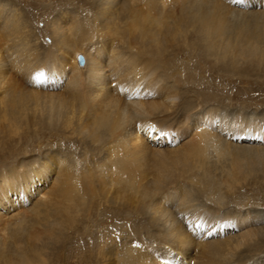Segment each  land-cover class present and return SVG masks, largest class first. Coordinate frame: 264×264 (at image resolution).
<instances>
[{"label":"bare ground","instance_id":"1","mask_svg":"<svg viewBox=\"0 0 264 264\" xmlns=\"http://www.w3.org/2000/svg\"><path fill=\"white\" fill-rule=\"evenodd\" d=\"M13 2L0 0V144L21 131L53 146L33 159L0 149V207L54 179L30 221L5 226L0 264H264V213L236 209L264 183V110L251 107L264 96L226 109L209 80L264 81V0H51L36 6L53 11L47 43ZM154 128L190 137L152 149L141 134ZM249 220L234 237H194Z\"/></svg>","mask_w":264,"mask_h":264},{"label":"rangeland","instance_id":"2","mask_svg":"<svg viewBox=\"0 0 264 264\" xmlns=\"http://www.w3.org/2000/svg\"><path fill=\"white\" fill-rule=\"evenodd\" d=\"M13 1L17 5L16 9L22 10V9H25V8L27 9V7L29 9H31V11H20V12H23V14L25 16L29 17L28 18L29 19L28 20L29 24H31L35 29L42 31V35H41L42 37H41L40 40H42L43 43H44V40H45V43H47L48 42V29H47V26H48V24L51 23V21H49L48 19H51L50 15L52 14L53 11H38L36 6H37V3L41 4V5H50L51 0H42V1L39 0V2H37L36 0H34V1L33 0H13ZM54 4H55V1H54ZM227 5H229V4H227ZM230 6L233 9L237 8V10H238V8H239V10H243V11H246V10H253L254 11V10H256V8L247 9L244 6H235L234 4H230ZM63 12L64 11H54L53 15L61 14ZM45 33L47 35H45ZM39 34H41V33H39ZM76 65L79 68L80 67L82 68L84 66V57L82 55L77 56ZM200 71H201L202 75L208 77V73L211 70L209 68L205 67V65L203 63H201L200 64ZM215 74L217 76L216 75L211 76V78H209V80H211V81L214 80L213 82H216V81H219L218 79L221 78L223 84H222V87L220 88L221 89L220 93L222 95H226V96L228 95L231 98V101H229L230 103L228 101L225 102V104H227L226 105V109L238 108L240 106L245 105V104H241V101H237V99H235L238 93H239L240 97H245V98H251L254 95L255 96H264V81L262 80V78H259L258 76L256 77L255 74H252L251 76H247V77L245 76L243 78L240 77L237 74V71H233L231 73L224 74L222 71L215 70ZM223 74L224 75L228 74V75L226 77H221V76H223ZM215 79H216V81H215ZM259 84H260V86H259ZM233 96H235V97L233 98ZM258 106H260V107H258ZM251 107L259 109V110H264V101H263V103H262V100L261 101H256V102H254V104L251 105ZM248 109L251 110V112H252V108H248ZM149 131L150 130L142 131L141 135H143L146 138L147 144H149L150 145L149 147H151L152 149H154V148L157 149V146L160 147L158 144H161V143H162V145H161V149L162 150H173V149H176L182 143H184V141L188 140V136H189L188 134H187V137H184V136H186L185 134H184V136H182V135L180 136V134H178V132L175 133L174 130H168V131L166 130L165 133H163L162 135H160L161 132L160 133L157 132L156 128L153 129V133L149 132ZM23 134H24L23 132L19 131V133L17 135H11L13 138L11 137V140L9 142H7L5 144V146L0 144V149L1 148H5V149H3V151H5V152H7L6 149H13L15 152L12 151V153L20 154V155L23 154L22 150L26 149L27 154H24V156H20L19 155L18 159L19 158H21V159H25V158L33 159V158H36V157H38V156H40L42 154H45L46 151L51 149L52 146H53L52 145L49 148L48 147L45 148L46 145L50 144V143L48 142L46 137L39 136L37 132H33V133H31V134H29V135H27L25 137L23 136ZM20 135H22V136H20ZM162 137L165 138V141H163ZM233 143H236V141L233 140ZM244 143L248 144V145L252 144V142H250V141H247V142H244ZM38 144H40V145L43 144L42 145V149H41L40 152L38 151ZM256 144L257 145L260 144V145L264 146V142L263 143L260 142V143H256ZM31 157H33V158H31ZM12 165L13 164H9V165H7V167L12 166ZM51 177L52 176H49L45 183L40 181V183L37 182L38 184H34V188L32 189L31 194L28 193L24 197L20 193L17 194V195H12L11 194L13 198L12 199L10 198L9 203L7 202V204H6V200H3V203H5L6 207H0V220H1L0 223L2 225H4L3 228H2V226L0 224V229H1L0 230V235L7 236L6 233L4 234V229L7 227V225L8 226L11 225L13 227L15 225L14 222L16 221V219H18L20 214H23L22 215L23 217L26 216L27 217L26 219H28V220L30 218H32V215L27 210H29L32 206H34L37 201L41 200V198H42L41 195L42 194H40V193H42L43 191H47V189H51V187H52L51 185L53 184L52 182H53L54 176L52 178ZM254 181H253V179L251 181H249V186L246 187V188H243L241 190V193L239 192L242 195L244 194V196L246 195L247 196V200L245 201L246 205L243 203V206L241 208H239L238 206L236 207V209H238V211H242V210L244 211L245 209H251V210H254L253 211L254 213H264V188L262 190H260V187L261 188L264 187V183H263V181L261 182L260 180H257V179L254 180ZM261 183H263V184H261ZM36 190L40 191V193H38ZM16 197L18 198V200L20 199L21 203H15V202H17V201H15L17 199ZM232 205L233 204H230V206H232ZM213 207L219 208L220 206L213 205ZM222 210H224V207L221 209V211ZM226 211H228V210H225L224 212H226ZM10 217H12V218H10ZM190 219L185 222V225L190 223ZM250 221L251 220H249V223H246V225H242V226H239V227H233V228H231L229 230H226V229L222 230L220 228L215 229L214 230L215 232H217V230L223 232V233H220L221 234L220 236L211 235V234H214V231L210 235H207L206 231L210 227V225H211L210 224L208 226H204V228L201 230V232H199V233L196 232L197 235L196 236L193 235V236L195 237L197 242L198 241H202V240H203V242L215 241V240H218L220 238L221 239L228 238V236L234 237V236L242 233V231H244V230H247L249 228L250 229H254L256 226L254 224H251L252 222L250 223ZM29 225H27V226H29ZM245 226L248 227V228L246 229ZM33 227L32 228L35 229L36 225L34 224ZM106 227H108V226H106ZM211 236H213V238ZM197 253H198V249L197 250L194 249L191 252L190 257H193V259H194V257L196 256ZM254 254L256 255L257 258L260 256V255H257V252L254 253ZM173 257L174 258L175 257H177V258L179 257L177 252H173ZM261 259L262 258H259L258 261L261 260ZM193 261L191 262L190 259L186 260V264H193L194 263ZM188 262H190V263H188ZM170 264H173V263L170 262Z\"/></svg>","mask_w":264,"mask_h":264},{"label":"snow or ice","instance_id":"3","mask_svg":"<svg viewBox=\"0 0 264 264\" xmlns=\"http://www.w3.org/2000/svg\"><path fill=\"white\" fill-rule=\"evenodd\" d=\"M199 227V226H198ZM209 231L211 232V229H209ZM136 247L138 248L139 247V245H136Z\"/></svg>","mask_w":264,"mask_h":264}]
</instances>
